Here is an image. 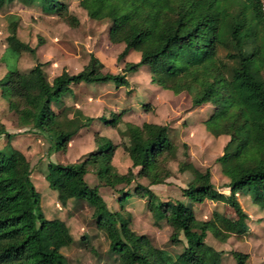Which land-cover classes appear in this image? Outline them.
I'll use <instances>...</instances> for the list:
<instances>
[{
    "label": "trees",
    "instance_id": "trees-1",
    "mask_svg": "<svg viewBox=\"0 0 264 264\" xmlns=\"http://www.w3.org/2000/svg\"><path fill=\"white\" fill-rule=\"evenodd\" d=\"M15 1L25 6L42 2L45 13L65 16L66 6L59 0H0V8ZM79 3L91 20L110 21V41L125 45L121 59L136 51L141 54L140 61L127 64L122 75H113L104 74L103 64L92 56L80 73L71 75L64 70L52 83L44 64L25 74L9 69L0 80L9 108L51 142V152H66L79 131L95 120L81 111L74 118L67 115L63 99L72 93V87L109 83L124 87L129 74L150 67L163 85L175 81L174 89L188 94L194 107L215 102L207 131L216 138L229 137L216 162L229 179L226 187L230 193L216 189L208 169L193 174L183 195L193 203L209 200L225 204L234 215L218 214L216 221L201 222L190 206L159 200L149 186L163 185L170 178L168 164L174 144L169 128L156 124L129 125L121 134L128 140L124 147L133 161L126 175L114 173L112 144L96 136L97 150L84 161L49 164L52 189L58 192L63 206L71 200L91 205L118 264H224V253L206 243L208 233L225 242L247 232L248 216L237 195L244 190L264 194V0ZM8 20L16 43L10 50L19 55L25 50L33 54L34 49L18 39L19 18L10 15ZM71 21L77 22L74 17ZM60 115H67L66 120L61 121ZM13 139L14 135L6 133L7 142L0 146V264H69L61 249L74 243L70 228L62 220H48L41 212L30 163L13 146ZM90 167H94L98 180L112 189L122 184L131 186L138 179L148 180L149 186L136 183L133 193L120 190L119 201L123 200L124 207L134 195L146 200L156 220H166L173 229L171 242L185 243L183 252L172 256L154 247L148 236L135 234L130 228L131 215L126 218L109 210L98 186H89L86 176ZM231 255L235 264H248L250 259L249 254L238 251Z\"/></svg>",
    "mask_w": 264,
    "mask_h": 264
},
{
    "label": "rangeland",
    "instance_id": "rangeland-1",
    "mask_svg": "<svg viewBox=\"0 0 264 264\" xmlns=\"http://www.w3.org/2000/svg\"><path fill=\"white\" fill-rule=\"evenodd\" d=\"M59 1L66 6L64 17L45 13L42 2L25 6L15 1L0 8V80L7 75L9 69H16L25 74L37 64H44L48 82L52 83L64 70L71 75L80 73L90 63L92 56L103 64L104 74L122 75L127 64L140 61L141 54L136 51H131L121 59L120 55L125 45H115L110 41V21L91 20L87 12L81 8L79 0ZM10 15L19 18L18 39L34 49L33 54L25 50L19 55L10 50L16 46L8 20ZM73 17L77 20L76 24L71 21ZM128 78V85L124 87L113 83L81 84L72 87V93L63 99L67 115L74 118L77 112L81 111L84 116L94 118L95 122L72 139L66 152H51V142L42 134L35 132L33 127L23 121L19 113L9 108L8 101L0 90V146L7 142L6 133L14 135L12 143H16L17 148L26 155L30 163L31 180L40 195L41 212L48 220H62L70 228L74 243L61 249L69 264H118V260L117 255L110 250L106 232L97 225L91 205L78 200H71L66 206L60 203L58 192L52 189L48 178L49 164L70 165L82 162L86 155L95 151L96 136H110L114 133L111 147V152L115 155L113 156L115 165L117 163V167L113 163L114 173L126 175L129 169L133 168V161L130 155L128 157L125 154L127 152L124 144H127L128 140L121 134L132 124L142 125L147 121L160 122L161 125L176 124L177 119L181 118L183 121L191 115L190 120L185 122L186 126L171 130L173 128L171 125V129L169 128V138L175 145L173 157L171 156L168 164L173 177L171 184H163L155 194L162 202H181L192 206L196 218L201 222L216 221L218 214L228 217L234 215L229 206L222 203L209 200L204 203H193L188 198L183 201L182 188L178 185L170 187L182 181L181 173L185 169V172L190 173L189 179L183 182L187 187L195 172H206L196 164L197 161L201 166L203 162L205 167V164L211 165L219 155L212 154L215 143L210 142L212 137L207 134V123L213 114L215 102L202 106V111L192 115L200 107L191 104L192 99L188 94L177 93L173 87L175 81L163 85L158 75H154L152 69L147 66L129 74ZM143 109L152 114H147ZM67 115H60V120H66ZM198 117L202 118V124L199 122L202 132L194 126ZM113 118L118 119L116 128L108 127L110 123H105L106 119ZM184 128L186 129L183 131ZM98 129L100 132L96 133ZM183 136L185 142L180 144ZM204 142L206 149L201 146ZM189 159L194 160L195 164ZM90 173L86 179L89 186H98L99 193L109 210L120 212L126 218L131 215L130 228L135 234L148 236L154 247L163 249L172 256L183 252L185 243L171 242L173 229L166 220H156L146 200L134 195L124 207L121 205L123 200L119 201L120 190L133 193L132 189L136 183L146 185L149 184L148 180L138 179L131 186L122 184L112 189L98 180L94 167H90ZM212 183L221 192L230 193L227 184H222L218 174L213 175ZM261 191L264 193V187ZM237 199L248 216L246 221L248 231L233 235L225 242L208 233L206 243L224 253V264H235L231 255L233 251L249 254L248 264H264V194L255 190H244L237 195ZM180 238L183 241V236Z\"/></svg>",
    "mask_w": 264,
    "mask_h": 264
},
{
    "label": "crops",
    "instance_id": "crops-1",
    "mask_svg": "<svg viewBox=\"0 0 264 264\" xmlns=\"http://www.w3.org/2000/svg\"><path fill=\"white\" fill-rule=\"evenodd\" d=\"M8 50V49H7ZM128 80H129V78H128ZM152 80V79H151ZM151 82V81H150ZM153 85H155V84H153ZM153 87V86H152ZM183 95L185 94V93H182ZM152 97V95H150V97L149 98H151ZM191 104H192V101H191ZM143 111L144 112H146L147 114H149V115H151L152 113L149 111V112H147L145 109H143ZM200 111H202V108L200 107V108H198L194 113H192V115H195L196 113H199ZM154 113V112H153ZM191 115H189L187 118L190 120V117ZM89 118H92V117H89ZM121 118V120L123 121V118H122V116L120 117ZM92 119H94V118H92ZM188 119H186V120H188ZM186 120L185 119H183V121H181V118L180 119H177V123L176 124H168V125H161V123L160 122H153V123H150V121H147V122H145V123H148V124H156V125H161V126H167L168 128H170V126L171 127H173L171 130H174V128H180L182 125H184V126H186V124H185V122H186ZM197 120H198V122H197ZM194 123V126H196V128H198V131L199 132H202V126H201V124H202V118L201 117H198V119H197ZM112 121H114V123L112 122ZM116 121V122H115ZM179 121H181V122H179ZM94 122H95V120H94ZM93 122V123H94ZM196 122H197V124H196ZM199 122H201V124H199ZM92 123V124H93ZM105 123H110V125L108 126V127H113V128H116L117 126H118V119L117 118H113V119H106L105 120ZM145 123H143L142 125H139V124H132V125H135V126H139V127H142ZM91 124V125H92ZM91 125L89 126V127H86V128H84V129H87V128H90L91 127ZM84 129H82V130H84ZM186 128H184V129H182L183 131L185 130ZM82 130H80L79 131V133L77 134V135H79V134H81L80 132L82 131ZM205 130H206V128H205ZM100 132V130L98 129L97 131H96V133H99ZM124 132V131H123ZM169 133H170V130H169ZM103 134H104V131H103ZM207 134H209V136H211L212 137V139H210V142H214L215 143V145H214V148H215V150L212 152V154L213 153H216V154H219L213 161H212V163H211V165H206L205 164V167H203L204 165V163L202 162V166L199 164V162L197 161V163L196 164H198L201 168H203V170H208L209 168H211L210 170H211V173H212V177H213V175L216 173V174H218L219 175V177H221V180H222V184H229V179L228 178H226L223 174H222V171H221V167H220V165L216 162L217 161V159L218 158H220L222 155H223V150H224V148H225V146L227 145V143L229 142V137L228 136H221V137H219V138H216V137H213L210 133H208L207 132ZM76 135V136H77ZM95 136H96V134H94ZM114 135V133H111V135L109 136V135H103V136H101V137H99L100 139H103L104 141H106V142H109V143H111L112 144V136ZM95 136H94V138H95ZM201 136H202V134H201ZM181 140V142H180V144H183L185 141H184V136H183V138L182 139H180ZM72 142V141H71ZM70 142V143H71ZM13 144V146L16 148V149H18L17 148V145H16V143H12ZM205 142L201 145L202 146V148L203 149H206L205 148ZM183 146V145H182ZM174 147H175V145H174ZM213 148V149H214ZM19 150V149H18ZM97 150V146H96V149H95V151ZM21 151V150H20ZM22 152V151H21ZM92 152H94V151H92ZM91 152V153H92ZM90 154V153H89ZM125 154H127L128 155V157H129V154L128 153H125ZM174 154V151H172V155ZM171 155V156H172ZM190 155V154H189ZM87 156V155H86ZM114 157H115V155H114ZM173 157V156H172ZM171 157V158H172ZM170 158V159H171ZM85 159H83L82 161H84ZM190 161H191V159H189ZM79 162V161H78ZM81 162V161H80ZM169 162H170V160H169ZM191 162H193L194 163V160H192ZM190 162V163H191ZM114 163V165H115V160H114V158H113V161H112V164ZM129 163V162H128ZM192 164V163H191ZM195 164V163H194ZM129 165V164H128ZM193 165V164H192ZM116 167H117V163H116V165H115ZM195 168H197L196 167V165H193ZM128 169H129V167H128ZM130 169H132V168H130ZM129 169V170H130ZM212 169H213V171H212ZM137 170V169H136ZM135 170V171H136ZM186 170V169H185ZM185 170H184V172L183 173H181V175H182V181H179V182H176L175 183V186H170V187H176L177 185L180 187V188H182V195H183V190L184 189H186L188 186H189V184H188V186L186 187V185L184 186L183 185V182L185 183V180H187V179H189V176H190V173L188 172V171H186L185 172ZM199 171H200V169H198ZM129 172V171H128ZM201 173H204V172H202V171H200ZM221 172V173H220ZM88 175H91V173L90 174H88ZM88 175L86 176V179H87V177H88ZM172 174H171V176H170V178L169 179H167L166 180V183H170L171 184V179H172ZM190 183V182H189ZM144 186H149V184H146V185H144ZM161 186H163V185H154V186H149V188L155 193L156 192V190H158ZM219 191H220V189H218ZM221 192V191H220ZM157 195V194H156ZM132 199V198H131ZM184 200H186V197H184V195H183V201ZM182 201V202H183ZM190 206V205H189ZM192 207V206H191ZM194 209V208H193ZM195 212V211H194ZM195 215H196V213H195ZM198 220V219H197Z\"/></svg>",
    "mask_w": 264,
    "mask_h": 264
}]
</instances>
